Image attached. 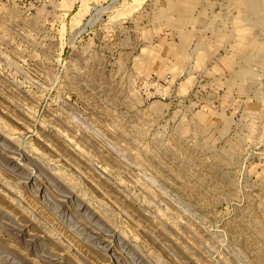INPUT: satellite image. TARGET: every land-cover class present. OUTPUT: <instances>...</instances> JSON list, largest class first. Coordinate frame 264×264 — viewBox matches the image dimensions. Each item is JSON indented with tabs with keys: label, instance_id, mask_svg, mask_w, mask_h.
<instances>
[{
	"label": "rangeland",
	"instance_id": "374dc122",
	"mask_svg": "<svg viewBox=\"0 0 264 264\" xmlns=\"http://www.w3.org/2000/svg\"><path fill=\"white\" fill-rule=\"evenodd\" d=\"M0 264H264V0H0Z\"/></svg>",
	"mask_w": 264,
	"mask_h": 264
}]
</instances>
